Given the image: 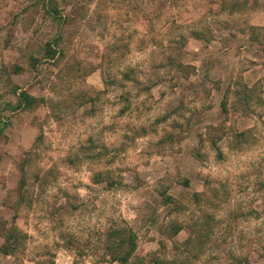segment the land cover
<instances>
[{
    "label": "rangeland",
    "instance_id": "374dc122",
    "mask_svg": "<svg viewBox=\"0 0 264 264\" xmlns=\"http://www.w3.org/2000/svg\"><path fill=\"white\" fill-rule=\"evenodd\" d=\"M114 227L264 264V0H0V264H122Z\"/></svg>",
    "mask_w": 264,
    "mask_h": 264
},
{
    "label": "trees",
    "instance_id": "16d2710c",
    "mask_svg": "<svg viewBox=\"0 0 264 264\" xmlns=\"http://www.w3.org/2000/svg\"><path fill=\"white\" fill-rule=\"evenodd\" d=\"M47 56H52L53 53L47 51ZM39 99H36L25 90L21 89L16 96V102L11 105L12 109L30 107L37 103ZM169 198V197H168ZM178 228L176 227L175 230ZM202 223L192 224L188 231V235L184 240L183 246L185 250H192L196 248H202L203 236L208 235L204 233ZM16 235H14V240ZM135 247L134 235L130 231L125 230L122 227H114L106 231L105 234V249L109 254L110 259L118 261L119 263L125 264ZM264 248V245H263ZM177 258L171 259L170 262H176ZM242 261V259H239ZM135 264H142V261L138 260ZM144 264V263H143Z\"/></svg>",
    "mask_w": 264,
    "mask_h": 264
}]
</instances>
